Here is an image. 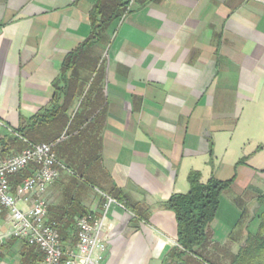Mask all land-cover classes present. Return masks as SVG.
I'll return each mask as SVG.
<instances>
[{"label": "crops", "instance_id": "1", "mask_svg": "<svg viewBox=\"0 0 264 264\" xmlns=\"http://www.w3.org/2000/svg\"><path fill=\"white\" fill-rule=\"evenodd\" d=\"M92 19L98 37L87 41ZM56 109L60 134L72 119L64 158L95 182L78 192L74 219L99 218L106 196L137 214L109 205L101 264H166L177 224L164 204L188 191L193 170L201 182L233 178L207 246L226 264L264 209V0H0V160L14 129ZM59 194L48 188V215L66 248L75 220ZM1 258L43 255L12 239Z\"/></svg>", "mask_w": 264, "mask_h": 264}, {"label": "built area", "instance_id": "2", "mask_svg": "<svg viewBox=\"0 0 264 264\" xmlns=\"http://www.w3.org/2000/svg\"><path fill=\"white\" fill-rule=\"evenodd\" d=\"M134 0H130L132 3ZM0 160V264L2 247L12 239L35 246L43 255L41 264H101L106 249L105 220L111 203L106 196L104 212L75 220L77 241L62 245L59 226L49 218L47 190L58 178L60 162L49 143H31ZM20 175L18 181H10ZM121 207H124L119 203Z\"/></svg>", "mask_w": 264, "mask_h": 264}, {"label": "trees", "instance_id": "3", "mask_svg": "<svg viewBox=\"0 0 264 264\" xmlns=\"http://www.w3.org/2000/svg\"><path fill=\"white\" fill-rule=\"evenodd\" d=\"M99 6L95 7L94 13L100 12L97 11ZM94 23L95 20L92 19L93 31L87 41L98 37L94 30ZM73 57L74 54H71L69 59L71 60ZM66 63L68 64V62ZM56 111L58 109L35 116V121H38V124L35 122L32 125L26 124L14 129L13 131L16 133L14 137L24 141L23 139L25 138L19 133L21 129L27 128V126L31 128L34 125L39 127L43 123H46L47 119L55 115ZM187 180L189 183L188 191L186 193H173L164 204L167 209L174 213L177 224V245L164 258L166 264L168 261H170V264H185L183 257L188 255L201 259L200 254H205L212 258L207 250V246L211 243L208 226L217 213L221 193L233 182V178L218 180L214 177L209 178L206 182H201V174L196 170L189 172ZM112 198L129 209L121 198ZM259 199L264 202V192L259 196ZM130 211L134 215H137L134 211ZM257 218L259 221L256 230L247 232L246 238L238 251L229 256V261L226 264H264V209L258 213ZM214 246L215 249L219 248L225 251L223 246L218 244H214ZM212 259H215L217 262L220 261L219 256Z\"/></svg>", "mask_w": 264, "mask_h": 264}, {"label": "rangeland", "instance_id": "4", "mask_svg": "<svg viewBox=\"0 0 264 264\" xmlns=\"http://www.w3.org/2000/svg\"><path fill=\"white\" fill-rule=\"evenodd\" d=\"M65 117V113L60 112L59 116H51L49 121L43 123L39 127L34 125L30 128V126H27V128L21 129L19 133L23 138H25L31 143L37 144L44 142L51 144L52 150L56 155L58 161L60 162V166L58 168L59 175L58 178L53 182V184L57 186L58 191L60 193L59 198L61 200V207L65 210V214L70 216V222L73 223V221L75 220V212L80 208V197H78V192L82 191V186H84L85 188H87L88 185H91L92 187L95 186V182H93L90 178H86L84 176L85 173L84 171H81V169H79V165L77 162L74 163L71 160L64 158V154L67 153H63L62 151H70L71 145H73L74 143L71 142V145L67 147V144H69L70 142L67 141L66 137H69L71 135V129L68 130V125L70 124L72 119L68 122V125L60 134V127L62 126L61 124H63ZM65 134L66 137L65 139H63V136ZM7 143L13 145V150L9 153V155H11L14 151L21 150L27 144L26 142L22 141L21 139L15 138L14 136L8 137ZM19 179L20 175H14L10 178V181H15ZM228 198L229 196H227V199ZM236 203H239L238 200H236ZM243 207L244 206H242V208ZM239 209L241 208L239 207ZM239 213L242 215V212L240 210ZM240 214H238V216ZM220 220L221 219L219 217V222ZM215 222L216 221L211 222L208 226L210 237L213 233H215L216 230L220 229V223ZM240 224L241 226H247L248 221L246 218V214L242 218ZM253 224L254 221L249 226L250 229L253 227ZM200 257L201 259L203 258V260L199 258L196 259V257L188 255L183 257V261L185 262V264H219V262H217L215 259H212L206 256L205 254H200Z\"/></svg>", "mask_w": 264, "mask_h": 264}]
</instances>
